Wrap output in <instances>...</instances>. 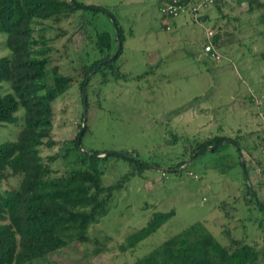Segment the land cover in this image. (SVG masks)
I'll use <instances>...</instances> for the list:
<instances>
[{"label":"rangeland","instance_id":"rangeland-1","mask_svg":"<svg viewBox=\"0 0 264 264\" xmlns=\"http://www.w3.org/2000/svg\"><path fill=\"white\" fill-rule=\"evenodd\" d=\"M69 1L57 0L58 9L68 13ZM233 1L236 8L243 4L238 14L247 17L237 18L241 20L237 25L230 23L236 29L229 30L225 42L232 46L227 49L219 43L221 58L212 62L202 55L201 44L205 30L217 32L215 11L209 21L199 24L192 22L188 13L179 14L180 22L166 31L156 0H75L105 8L124 38L112 70L104 72L107 82L100 84L98 74L90 77L86 130L80 139L82 150L108 156L100 166L101 185L119 187L107 214L88 227L84 242L71 241L32 264H130L196 222L222 246L237 240L263 249L264 10L250 12L246 0ZM100 32L114 39L112 18L82 9L56 23L34 25L32 36L45 42L36 47L48 49V69L56 67L59 76L73 81L51 104L55 146L40 148L43 159L60 156V149L75 138L81 126V68L102 57L94 47L95 34ZM3 43L0 35V57L8 54ZM114 74L121 77L111 79ZM51 78L48 72L49 82ZM0 91L9 89L1 85ZM15 116V125H0V143L16 138L22 110ZM174 136L180 141L174 143ZM215 136L238 141L262 210L244 196L243 171L230 145L204 150L190 159L196 143ZM116 154L138 159L148 164V169L136 174ZM49 168L51 175L62 176L72 168V162L58 157ZM130 172L135 175L123 180ZM19 180V176L9 175L0 182V192L16 189ZM170 210L173 217L133 251H118L126 235L143 227L152 213Z\"/></svg>","mask_w":264,"mask_h":264},{"label":"trees","instance_id":"trees-1","mask_svg":"<svg viewBox=\"0 0 264 264\" xmlns=\"http://www.w3.org/2000/svg\"><path fill=\"white\" fill-rule=\"evenodd\" d=\"M219 1L215 0L212 6H216ZM73 2L75 0L68 2L69 10L66 13L58 9L57 0H0V35L4 36L3 46L8 52L6 56L0 57V86L6 85L9 89L5 93L0 91V125H15L18 121L15 114L19 109L22 110L21 126L16 138L0 143V182L9 175L20 177L16 189L0 192V264H32L71 241L84 242L88 227L107 214L109 202L119 187L118 184L108 187L101 185L100 166L108 156L98 159L94 156L101 153L88 151L92 156L80 153L76 145L78 132L73 140L60 149V156L53 155L43 159L39 154L40 148L55 146L51 139V104L71 87L73 81L59 76L56 67L48 69V49L36 47L39 43L44 46L45 42L37 41L32 36L34 25L41 21L56 23L80 9L107 13L112 18L120 48L114 59L106 62L115 53L117 40L115 37L111 40L106 32L95 34L94 47L102 57L81 68L82 80L79 87L80 93L84 90L86 106L90 77L98 74L100 84L107 82L104 72L106 69L109 73L112 70L111 64L121 53L124 40L119 25L105 8L75 2L84 7L80 8ZM246 4L250 12L259 8L264 10L263 0H246ZM216 31L213 41L218 47L220 32L218 28ZM48 72L51 73V82L48 81ZM119 77L121 76L114 74L110 78L115 80ZM79 128L80 126L78 130ZM85 130L84 123L82 135ZM173 138L174 143L180 141L176 136ZM222 143L232 148L238 147L237 151L233 150L236 155L239 153L237 160H242L249 181L246 163L241 155L243 150L235 139L215 136L196 143L195 149L189 154L190 159L197 151L202 152L206 147L215 145L213 151ZM58 157L61 160H71L72 168L64 175L55 177L51 175L53 173L49 164ZM118 158L126 160L136 174L149 166L138 159ZM184 163L177 164L175 170ZM133 172L123 175V180H129L135 175ZM249 183L256 200L246 184L244 196L247 195V201L262 210L255 186L251 180ZM173 215L171 210L152 213L143 227L126 235L117 246L118 251H133ZM261 260H264V247L259 251L252 245L237 240H231L226 247L222 246L202 223L196 222L130 264H264Z\"/></svg>","mask_w":264,"mask_h":264},{"label":"built area","instance_id":"built-area-1","mask_svg":"<svg viewBox=\"0 0 264 264\" xmlns=\"http://www.w3.org/2000/svg\"><path fill=\"white\" fill-rule=\"evenodd\" d=\"M215 0H165L158 7V13L162 19L170 20L182 13H188L194 23L199 24L198 17L202 10L211 7ZM182 2V3H181ZM201 44L202 55L212 62L220 60L221 56L213 38L215 33L212 30H205ZM261 154L264 155V137L262 142Z\"/></svg>","mask_w":264,"mask_h":264},{"label":"crops","instance_id":"crops-1","mask_svg":"<svg viewBox=\"0 0 264 264\" xmlns=\"http://www.w3.org/2000/svg\"><path fill=\"white\" fill-rule=\"evenodd\" d=\"M163 1L164 0H162L161 2ZM157 2L158 0H156V3ZM161 2H158V4ZM233 2H234L233 0H220L216 6H211V7H208L202 10L198 17V21L200 19L199 23L201 22L205 23L206 21L210 20V17L213 14V11L216 12L217 18L215 19V22L220 32V43L224 45V47H226L227 49L232 46V45H229V43L225 42V38L228 36L229 30L236 29V25H237L236 22L241 21V20H238L237 18L241 19V18L247 17V15L241 16L238 14L239 9L242 10L241 8L243 7V4H240V7L236 8ZM158 4H156L157 11H158ZM179 16L180 15L170 20L162 19L160 16L161 25L164 26V29L167 31L169 30L170 26H174L176 23L178 24L180 22V19L177 20ZM226 21H229L227 25L224 24ZM232 22H234L236 25L231 26L230 23ZM198 60H201L200 57L198 58ZM187 117H189V115Z\"/></svg>","mask_w":264,"mask_h":264},{"label":"water","instance_id":"water-1","mask_svg":"<svg viewBox=\"0 0 264 264\" xmlns=\"http://www.w3.org/2000/svg\"><path fill=\"white\" fill-rule=\"evenodd\" d=\"M71 1H73V0H71ZM73 3H74L76 6L80 7V8H84L83 6H79V5L76 4L75 2H73ZM90 9H92V10H97V9H95V8H90ZM114 30H115V34H116L115 39L117 40V43H116V51H115V53H114V54H116V52H117V51L119 50V48H120V44H119V42H118V35H117V30H116V27H115V26H114ZM111 60H113V57H112V58H109L106 62H109V61H111ZM81 101H82V123H81V126H80L79 130H78V136H77V139H76V145H77L78 151H79L80 153L85 154V155L92 156L90 153H88V152L82 150L81 147H80V139H81L82 132H83V126H84V122H85L84 116H85V111H86L85 96H84V90H83V89L81 90ZM222 144H224V143H222ZM227 144H230V143L227 142ZM215 147H216L215 145H213V146H209V147H206L205 150H212V149H214ZM233 149H234L235 151H237V150H238V147H237V146H234ZM199 152H200V151H197L192 157H195L197 154H199ZM106 156H107V155H97V156H94V157H95V158H98V159H103V158H105ZM115 156L122 157V156L119 155V154H116ZM237 157H239V153H237ZM188 162H190V161H188ZM239 162H240V166H241L242 171H243V176H244L245 184H246L247 187L249 188V192L251 193L253 199L256 200V198H255V196H254V194H253L252 187H251L249 181L247 180V175L245 174V171H244V168H243V164H242V160L239 159ZM155 169H156V168H155ZM156 170H158V171H164V170H162V169H156Z\"/></svg>","mask_w":264,"mask_h":264}]
</instances>
